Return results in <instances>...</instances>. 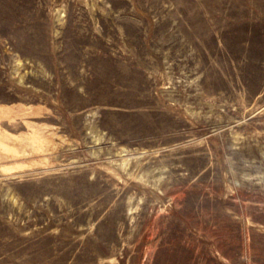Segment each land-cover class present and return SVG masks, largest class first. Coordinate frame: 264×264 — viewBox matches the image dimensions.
I'll return each instance as SVG.
<instances>
[{"label":"rangeland","instance_id":"obj_1","mask_svg":"<svg viewBox=\"0 0 264 264\" xmlns=\"http://www.w3.org/2000/svg\"><path fill=\"white\" fill-rule=\"evenodd\" d=\"M0 264H264V0H0Z\"/></svg>","mask_w":264,"mask_h":264}]
</instances>
